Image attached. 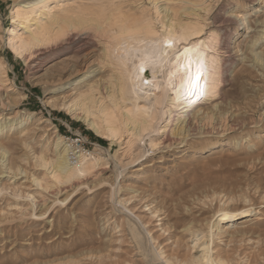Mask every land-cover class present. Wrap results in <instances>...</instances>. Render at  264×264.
<instances>
[{"label":"rangeland","instance_id":"obj_1","mask_svg":"<svg viewBox=\"0 0 264 264\" xmlns=\"http://www.w3.org/2000/svg\"><path fill=\"white\" fill-rule=\"evenodd\" d=\"M251 1L58 0L48 16L36 14L27 25L17 22L16 34L29 36L37 19L50 27L65 10L87 5L105 3L116 11L148 13L154 23L158 11L169 7L166 22L173 10L176 18L201 27L198 38L217 35L215 49L208 51L221 64L232 55L234 67L222 74L215 95L195 104L193 110L201 112L190 111L192 133H177L182 122L171 123L163 133L165 120L159 119L157 129L130 142L129 132L114 141L98 136L52 104L98 81L95 99L109 102L103 84L110 71L102 62L99 38L89 31L73 32L53 44L72 37L70 49L59 58L40 59L41 50L52 46H37L27 58L19 57L7 45L12 12L35 0H0V65L7 69L0 80V125L8 124L0 133V264H158L159 251L185 254L196 243L185 233L177 247L170 234L182 232V225H192L193 219L213 223L217 210L229 203L257 210L256 216L236 221L251 233L232 243L228 234L215 236L213 247L232 253L238 264H264V3ZM228 14L241 25L232 31L227 49L222 21ZM243 67L250 72L237 79ZM209 116L210 121L205 119ZM55 130L71 144V163L82 153L100 157L69 182H58L51 165L37 162L40 154L53 156ZM228 197L233 201L227 203Z\"/></svg>","mask_w":264,"mask_h":264},{"label":"bare ground","instance_id":"obj_2","mask_svg":"<svg viewBox=\"0 0 264 264\" xmlns=\"http://www.w3.org/2000/svg\"><path fill=\"white\" fill-rule=\"evenodd\" d=\"M57 1L35 0L33 3L20 5L14 9L12 12L14 22L13 27L8 30L7 45L17 56L23 58L30 56L37 46H52L41 50L40 59L44 60L45 58H59L57 55L65 48L70 49V45L73 43L72 37H68L65 43L62 41L57 46H53V44L63 40L73 32L89 31L98 37L102 45V62L110 71L106 79L107 82L103 84V90L108 89L109 91L106 96L109 102L104 103L103 99H95V92L100 84L98 81L95 84H88L87 89L77 92L69 100L65 98L66 100L62 102H53L52 104L85 123L96 135L108 140L120 139L126 132H129L130 142L136 139L141 141L145 138L147 131L157 129L159 119L165 120L163 133L173 122H177V126L179 122L185 123L184 126L180 127V131H177L178 134L182 133L183 130L188 133L193 131L190 111L202 98L196 99L194 95L190 94V88H194L196 83L194 76L197 64L202 62L204 67L201 80L205 89L204 96L207 94L215 95L219 90L222 74L227 76L234 67L232 55H229V58L221 64L219 58L211 56L208 51L209 48L215 49L217 45L216 34L206 39L198 38L201 27L190 21L176 18L177 13L173 10L170 13V19L166 22L165 18L169 14V7H164V9L162 7L161 11H158V23H154L155 21L148 13L121 12L113 9L111 5H105V3L92 4L78 9L65 10L64 13L54 19L50 27L44 26L42 21L37 19L36 27L30 29L29 36L16 34L17 22L27 25L36 14L48 16ZM251 3L253 5L263 4L264 0H252ZM250 4L246 8L250 7ZM161 14H163L162 18H160ZM244 20L245 18L242 19V21ZM222 22L226 24L227 28L223 45L228 49L230 48L228 46L232 31H237L239 29L237 26L241 24H238L230 14L225 15ZM135 38L157 42L156 47L160 48L161 52H154L151 44L140 43ZM161 41H170L171 43L170 45L161 44ZM133 48L135 51H131ZM146 56L152 57V62L145 64L144 70L140 71V65ZM261 58L259 57V60ZM189 60L192 61L191 72L186 76L185 73L188 71L186 66ZM39 65L36 63L34 67ZM4 66L3 64L0 65V80L1 75L6 74L7 69ZM242 72L237 79L243 76L244 72H250V69L246 67ZM201 110V108H197L193 110V114H199ZM220 114L221 118L224 119V114ZM205 119L209 120L212 117L209 116ZM44 121L49 120L46 118ZM129 125H132L131 128H128ZM7 127L8 124H1L0 133ZM55 132L53 156L47 157L40 154L37 156V162L39 166L51 165L54 178L58 182H69L81 177L86 172L89 163L97 162L100 159L98 154L89 152L80 154L77 156L78 160L71 163L69 145L62 135L57 133V130ZM26 141L24 139V145H27ZM155 145L156 142L153 143L151 140L150 146L154 147ZM3 151L6 152V148ZM13 167L10 169L12 170ZM2 173L4 172L0 169V174ZM228 199L229 197L227 203L232 202L234 197H230L229 202ZM224 203L226 204V201ZM229 204L227 206H224L223 203V206L219 205L222 207L217 210L216 219L213 217L215 221L211 224H209V217L213 215L207 216L206 219L209 218L208 223L203 221V224L199 220L193 222L194 219L192 225L190 223L182 225L181 223L182 232L175 231L170 234V238H174L173 243L180 247L184 243L185 233H188L191 238H195L196 243L192 239L195 244L187 246V253L185 254L177 251L165 255L164 252L159 251L157 253L158 261H160L158 264H238L236 258L231 256L232 253L229 255L227 251L215 250L213 247L215 236L222 237L221 235L228 234L230 236L229 243L240 241L239 237H244L250 230L249 228H241L242 226L237 227L236 221L253 215L256 216L257 213L253 214V212L257 210L254 207L242 205L243 203L241 206H229ZM152 210L154 215L159 212L157 206ZM175 221L176 226H178L176 228H179L181 219L176 217ZM230 222L235 223L232 224L236 225L235 228L228 225ZM246 226L248 227V225ZM205 238H207V242H202ZM217 240L219 239L217 238ZM196 247L198 252L194 254L192 251ZM224 250L228 249L224 248Z\"/></svg>","mask_w":264,"mask_h":264},{"label":"snow or ice","instance_id":"obj_3","mask_svg":"<svg viewBox=\"0 0 264 264\" xmlns=\"http://www.w3.org/2000/svg\"><path fill=\"white\" fill-rule=\"evenodd\" d=\"M135 39H138L140 43L151 44L154 52H157V53L161 52V49L156 47L157 42H155V41L148 42V41H144L143 39H140V38H135ZM160 43L170 45L171 42L170 41H161ZM131 51H135V49L133 48V49H131ZM150 62H152V57L146 56L145 59L142 61L139 70L143 71L145 64H148ZM191 64H192V61L189 60L188 65L186 66L188 69V71L185 73L186 76L189 75V73L191 72ZM203 73H204L203 63L199 62L197 64V67L195 70V76H194V79L196 82L195 86H194V88H190V94L194 95L196 97V99L203 97L205 94L204 86L201 83Z\"/></svg>","mask_w":264,"mask_h":264}]
</instances>
